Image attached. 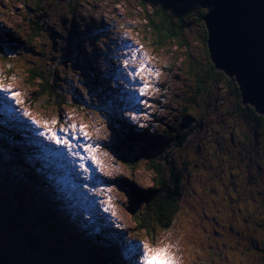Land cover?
<instances>
[{
    "label": "rangeland",
    "instance_id": "374dc122",
    "mask_svg": "<svg viewBox=\"0 0 264 264\" xmlns=\"http://www.w3.org/2000/svg\"><path fill=\"white\" fill-rule=\"evenodd\" d=\"M162 3L164 0H0V83L19 91L24 101L16 106L9 99L10 107L0 102V124L14 128L19 154L32 156L21 159L20 165L37 167V179L53 193L25 184L21 179L25 176L19 177L17 172L9 187H20V191L25 187L24 196L37 216L47 212L58 218L65 240L69 233L79 235L80 243L69 244L74 252L89 241V221L93 219L111 236L106 239L104 235V242L121 247L115 258L121 259L119 252L127 255V259L122 256L124 264H128L130 245L143 242L151 247L154 241L170 244L178 264H264V135L241 115L229 77L206 72L205 26L195 12L182 16L185 22L180 34L186 45L171 41L157 46L158 33L147 29V22L157 18ZM171 10H167L168 19L179 25ZM36 25L42 33L29 43ZM114 37H126L136 47L142 45L143 58L160 72L153 79L159 91L141 97L118 82L115 60L94 51L103 42L111 54H122L119 42L111 43ZM20 40L26 41V47ZM82 57L88 58L92 74ZM37 65L54 79L61 97L36 93L37 83L31 81L27 69ZM89 80L95 85L90 86ZM3 97L0 93V101ZM10 108L26 109L41 122L56 120L57 127L83 125L90 139L81 136L76 143L98 145L94 155L99 164L78 160L63 147L36 136L30 121ZM133 110L152 136L181 125L183 130H191L183 145L165 148L182 170L178 214L168 226L154 225L149 234L136 229L129 211L136 202L120 184L125 179L145 190L155 178L146 160L132 171L121 157L125 148L118 128L145 129L127 121V112ZM77 151L83 153L82 148ZM80 163L90 171L84 173ZM12 165L0 153V203L7 212L15 207L5 182V178L15 177L10 175ZM136 205L138 209L143 206ZM25 216L31 217L30 210H25ZM90 242L94 253L101 256L106 252L105 246Z\"/></svg>",
    "mask_w": 264,
    "mask_h": 264
},
{
    "label": "trees",
    "instance_id": "16d2710c",
    "mask_svg": "<svg viewBox=\"0 0 264 264\" xmlns=\"http://www.w3.org/2000/svg\"><path fill=\"white\" fill-rule=\"evenodd\" d=\"M159 6L157 18H154V21L151 19L150 22H147L149 23L147 24V29L155 31L156 34L158 33L156 43L158 47H164L167 42L171 41L177 42L181 47H183V44L186 45L180 34L185 22L182 16L195 12L199 21L203 22V16L206 14V10L204 12L199 11L202 9L200 0H180L178 4L174 3L173 0H164V3ZM169 8L172 9L173 14L178 16L179 25L174 24L171 18L168 19L169 14L167 10ZM32 30L29 43L42 33L38 25ZM203 32L208 63L206 72L208 75L210 73L211 76L227 79L224 72L214 68L206 47L207 32L204 28ZM8 37L10 38L11 36ZM20 41L26 47V41ZM82 59L92 74L93 70L90 68L88 58L82 57ZM193 69H195V65L191 66V71ZM27 71L31 81L37 83L36 93L48 98L61 97L60 91L56 89L57 86L54 79H51L49 73L41 70L40 66H33L27 69ZM203 77L200 78V81L203 80ZM227 81L231 84L232 90L236 94L241 115L254 129L261 131L264 135V116L258 114L251 104H243L238 84L233 78H228ZM182 128L183 125L177 130H173L174 128L170 127L166 131H159V135L155 136L151 135L150 128H145L139 132L134 131L133 128L131 129L128 126L123 127L121 125L118 128L120 144L125 148L124 154L121 155L125 164L133 171L136 169L133 168L134 165L141 160H146V167L155 174L153 185L145 190H139L131 181L125 179L120 183L124 189L126 188L131 192V197L136 202L134 206L133 204L131 205L132 207H130L129 211L137 225L136 229L138 231L149 234V230H153L156 224L168 226L178 214L179 199L182 195V170L170 158V154L165 151V148L172 146L180 147L186 142L191 130H183ZM15 134L11 130H4L0 127V138L3 137L0 140L2 142L0 153L3 154L7 161L10 160L12 162L14 171L10 172V175L15 176L12 179L10 177L5 178L7 187L17 178L15 175V172H17L19 177H21V174L25 176L21 178L22 181H25V184L27 183L29 186H44L42 188L45 191H49L48 188H45L48 187L47 184L37 179L35 175L37 173L36 170H39L37 167H34L30 163H27L23 167L20 165L21 159L31 156L27 152L19 154L20 149L16 147L17 140ZM164 153H166L164 157H161V154ZM27 180L29 182H26ZM19 188H8V192L11 194L15 204L11 212H7L0 203V254L10 259L11 264H124L123 261H121L123 263H120L119 258L116 259L114 255L116 251H122L119 244L104 242L103 236L105 235V231H102L93 219L89 221L92 225L90 226L92 234L89 241L86 244L79 245L81 248H78L77 252H74L73 247L69 244L80 243L79 235L69 233L66 236L67 240H65L63 238L65 229L62 228V222L53 214L47 212L44 213V216L40 217L33 213V209L30 208L28 200H26L27 197L24 196L23 190L25 187H23L22 191ZM54 195L59 198L56 192H54ZM53 203L58 204L59 202ZM139 203L143 205L141 209H138L136 205ZM25 210H30L31 212L29 219L25 216ZM6 213L8 216H6ZM111 235L113 236V234ZM105 237L106 239L111 238L109 234H106ZM90 239L94 245L105 246L106 252L99 256L91 251L93 248L90 247ZM60 253L64 255L60 256ZM119 253L121 254V258L123 256L127 259L125 253Z\"/></svg>",
    "mask_w": 264,
    "mask_h": 264
},
{
    "label": "snow or ice",
    "instance_id": "6c2138e0",
    "mask_svg": "<svg viewBox=\"0 0 264 264\" xmlns=\"http://www.w3.org/2000/svg\"><path fill=\"white\" fill-rule=\"evenodd\" d=\"M199 11L204 12L205 9L202 8ZM206 14H208L210 17L215 15L214 12H209ZM101 35H105V33H101ZM2 39L3 37H0V40ZM110 39L111 43L113 44H117V42H119V47L124 49L122 54H111L110 49L105 50L103 42L101 43L100 47L98 49H94V51H96L99 55H104L106 59L115 60L113 67L115 68V71L119 73V76L117 77L118 82L122 86L127 85V91L136 92L141 97L150 95L151 92L159 91V89L153 84V79L158 78L160 76V72L143 58L142 54L140 53V48H142V45L140 47H136L134 44L130 43L126 37H114ZM91 54V52H88V55ZM226 56L227 52L225 47L223 44H218L215 58L218 61H223ZM77 60H79V57H77ZM74 63H76V66L78 67L81 66L76 60H74ZM105 75H107V73H105ZM89 83L90 86L95 85L94 80H89ZM0 93H4V97L0 102H3L6 107H10L8 105L9 99H11L16 106H20L24 103V101L20 98V92L12 90L10 86L5 87L2 83H0ZM141 102L144 103L146 107L148 106L147 101ZM10 110L13 113L20 114L27 118L30 121V125L34 127L36 136L44 138L49 143L63 147L70 156L78 160L88 159L99 164V161L94 155L98 145H92L90 143H76V141H78L81 136H83L85 140L90 139L88 137V133L84 131L83 125L72 124L67 127H57L56 125L58 124V121H38L32 117V114L26 109L10 108ZM120 115L121 117L124 116L123 110L121 111ZM143 115L147 116L146 113H143ZM127 121H135L140 128L147 127V125L139 123L135 110L127 112ZM81 148L83 149V153L77 151V149ZM79 168L84 173L90 171L84 163H80ZM92 191L97 192L105 190L92 189ZM110 199L111 198L109 197V200ZM104 211L108 212V207H104ZM112 215H115V213H112ZM116 227H120V225H116ZM129 247L130 250L128 254V264H178L175 254L171 251L172 246L170 244L161 243L160 245H157V243L154 241L153 245L150 247L147 244L140 242L137 245H130Z\"/></svg>",
    "mask_w": 264,
    "mask_h": 264
},
{
    "label": "water",
    "instance_id": "95a60500",
    "mask_svg": "<svg viewBox=\"0 0 264 264\" xmlns=\"http://www.w3.org/2000/svg\"><path fill=\"white\" fill-rule=\"evenodd\" d=\"M200 5L206 13H215L203 16L214 68L233 78L243 104L264 116V0H200ZM218 44L227 52L223 61L215 58ZM0 264L11 260L0 254Z\"/></svg>",
    "mask_w": 264,
    "mask_h": 264
},
{
    "label": "bare ground",
    "instance_id": "6f19581e",
    "mask_svg": "<svg viewBox=\"0 0 264 264\" xmlns=\"http://www.w3.org/2000/svg\"><path fill=\"white\" fill-rule=\"evenodd\" d=\"M237 227V226H236ZM229 252V251H228Z\"/></svg>",
    "mask_w": 264,
    "mask_h": 264
}]
</instances>
